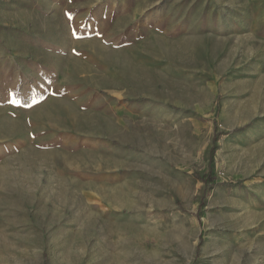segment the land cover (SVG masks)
<instances>
[{
	"label": "rangeland",
	"instance_id": "rangeland-1",
	"mask_svg": "<svg viewBox=\"0 0 264 264\" xmlns=\"http://www.w3.org/2000/svg\"><path fill=\"white\" fill-rule=\"evenodd\" d=\"M249 1L0 0V264H264V0ZM72 35L94 47L62 52ZM57 70L108 113L42 119L117 158L19 153L20 103L41 118ZM75 169L127 182H58Z\"/></svg>",
	"mask_w": 264,
	"mask_h": 264
},
{
	"label": "crops",
	"instance_id": "crops-1",
	"mask_svg": "<svg viewBox=\"0 0 264 264\" xmlns=\"http://www.w3.org/2000/svg\"><path fill=\"white\" fill-rule=\"evenodd\" d=\"M250 2V1H249ZM253 6L257 5V0H252L250 2ZM249 3V4H250ZM250 27L257 25V6L253 8L250 13ZM72 39L69 40L67 52L69 55H80L79 49L82 46L92 47L90 41L75 39L74 35L71 36ZM56 50L53 51L55 56H63L60 50L64 47L59 43H54L52 45ZM79 50V51H78ZM83 53L82 51H80ZM64 74V75H63ZM68 73L65 71L57 70L55 76L51 78V82L48 86L51 88L48 94H41L44 96L41 98V107L39 111H42L39 115L41 118L35 116L34 108L31 105H23L20 103L21 109H29V114H24L22 118L18 121L20 127L18 134L12 140L13 143L18 145L19 153L22 154L23 149L29 148L31 151H36V153L47 155L55 152H67L71 155L87 154L93 161L94 154H100L103 156H110L113 154L114 157H118L119 154L117 150L111 149V144L105 142V138H98L87 134H82L75 131L60 130L55 129L51 126L48 120L42 118L47 117L48 114L54 115L53 117L60 116L64 117L65 113L73 111V113L81 118H95L103 117L107 115L108 111L101 105V95L99 94L98 88L93 86H87L84 82L75 84L66 79ZM32 97V94L30 95ZM30 99V98H29ZM25 98L24 103L32 102L31 99ZM47 105L59 106V110L45 112L44 107ZM49 107V106H48ZM66 108V109H65ZM145 108V107H144ZM42 109V110H41ZM47 109V108H46ZM143 107H137L134 104H121L116 108V113L118 118L131 119L137 116L143 115ZM86 118V119H87ZM85 119V120H86ZM96 119V118H95ZM117 122V121H116ZM108 145V146H107ZM89 152V153H87ZM112 152V153H111ZM19 154V155H21ZM62 155V154H61ZM87 160L81 162L82 165L86 164ZM94 162V161H93ZM89 163V162H87ZM42 165V163H40ZM44 165V164H43ZM62 178L58 180L61 184L66 183L67 180L73 181L77 185L84 187H91L94 189H103L108 191L105 187L110 184L127 182L123 176H121L117 170H85V169H75V170H64L61 172ZM65 177V178H64ZM63 183V184H64Z\"/></svg>",
	"mask_w": 264,
	"mask_h": 264
},
{
	"label": "bare ground",
	"instance_id": "bare-ground-1",
	"mask_svg": "<svg viewBox=\"0 0 264 264\" xmlns=\"http://www.w3.org/2000/svg\"><path fill=\"white\" fill-rule=\"evenodd\" d=\"M66 109V108H65ZM67 115V114H66Z\"/></svg>",
	"mask_w": 264,
	"mask_h": 264
}]
</instances>
